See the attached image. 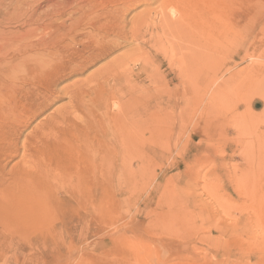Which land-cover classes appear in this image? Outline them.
Segmentation results:
<instances>
[{
	"label": "rangeland",
	"instance_id": "rangeland-1",
	"mask_svg": "<svg viewBox=\"0 0 264 264\" xmlns=\"http://www.w3.org/2000/svg\"><path fill=\"white\" fill-rule=\"evenodd\" d=\"M135 1L124 16L129 25L161 5ZM206 6L213 41L200 42L208 32L201 30L207 23L202 15L193 46V55L202 57L195 63L203 65L196 79L180 81L176 75L177 65L194 64L191 56L172 62L169 53L165 58L131 40L66 71L56 86L61 97L24 129L20 146L40 120L69 109L67 90L81 86L78 97L98 112L107 138L112 130L120 138L133 127L137 137L145 133L146 170L131 177L119 173L116 200L93 212L84 209L89 220L75 238L21 239L18 251L0 252V264H264V0H211ZM83 39L79 47L92 51L91 39ZM187 45L177 41L176 48L185 53ZM75 50L65 46L58 58L68 59ZM116 66L135 69L148 88L115 92L112 79L121 87L125 81ZM49 78L45 74L34 83ZM138 157L133 170L141 164ZM56 212L48 214L52 221Z\"/></svg>",
	"mask_w": 264,
	"mask_h": 264
},
{
	"label": "bare ground",
	"instance_id": "bare-ground-1",
	"mask_svg": "<svg viewBox=\"0 0 264 264\" xmlns=\"http://www.w3.org/2000/svg\"><path fill=\"white\" fill-rule=\"evenodd\" d=\"M30 1L0 0V252L3 253L18 251L21 239L35 243L59 236L75 238L88 219L84 209L93 212L116 200L114 179L119 173L131 177L146 170L145 133L137 137L133 127L120 138L115 136L118 131L112 130V138H107L108 129L98 112L87 110L78 97L81 86L73 93L67 90L72 104L69 109L53 110L52 115L33 126L27 137L25 134L20 146L24 129L31 127L61 97V94L56 97L60 92L56 86L66 71L98 60L117 43L131 40L139 48L150 46L158 50L165 58L169 53L168 60L172 62L191 56L194 64L181 60L183 66H176V75L180 81L196 79L203 65L195 63L202 57L193 55V46L197 44L202 15L207 23H202L201 30L208 32L200 37V42L210 45L213 41L209 37L210 7L206 6L211 0H161L156 11L133 19L130 25L124 16L135 6V0H34L32 4ZM85 36L91 39L92 51L79 47ZM177 41L189 44L187 52L177 50ZM65 46L76 50L68 59L58 58ZM57 58L58 66L54 64ZM118 69L125 81L121 87L118 80L112 79L115 83L111 89L115 92L123 87L129 93H133L132 87L140 92L148 88L146 78L136 75L135 69ZM45 74H50L46 84L34 83ZM103 79L111 82L108 77ZM27 102L30 109L19 110ZM123 116H128L129 122L132 119L125 110ZM136 155L141 164L133 170L131 163ZM51 210L57 211L54 221L48 217Z\"/></svg>",
	"mask_w": 264,
	"mask_h": 264
}]
</instances>
